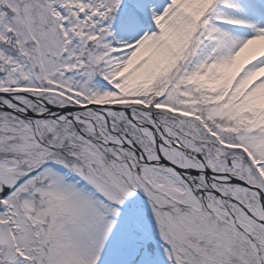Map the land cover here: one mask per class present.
I'll return each mask as SVG.
<instances>
[{"label": "snow or ice", "instance_id": "snow-or-ice-1", "mask_svg": "<svg viewBox=\"0 0 264 264\" xmlns=\"http://www.w3.org/2000/svg\"><path fill=\"white\" fill-rule=\"evenodd\" d=\"M0 264H264V0H0Z\"/></svg>", "mask_w": 264, "mask_h": 264}]
</instances>
